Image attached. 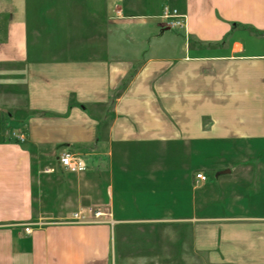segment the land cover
<instances>
[{
	"label": "crops",
	"instance_id": "0c3cea01",
	"mask_svg": "<svg viewBox=\"0 0 264 264\" xmlns=\"http://www.w3.org/2000/svg\"><path fill=\"white\" fill-rule=\"evenodd\" d=\"M118 260L264 264V0H0V264Z\"/></svg>",
	"mask_w": 264,
	"mask_h": 264
},
{
	"label": "built area",
	"instance_id": "2783aa9c",
	"mask_svg": "<svg viewBox=\"0 0 264 264\" xmlns=\"http://www.w3.org/2000/svg\"><path fill=\"white\" fill-rule=\"evenodd\" d=\"M160 18L165 22V27L176 29L185 27V16L180 14L177 9L171 8L169 6H164ZM12 136L20 142L24 141V136L22 134H18L16 132L12 133ZM58 165L61 169L70 174H78L82 173L86 170V163L83 158L77 154L64 151L58 156ZM48 171V170H47ZM196 183L199 181H205L206 177L197 173L195 175ZM95 219L105 215L109 216V214L105 211L89 209L88 211ZM79 219V214H74L73 221ZM30 225L25 227V232L30 233Z\"/></svg>",
	"mask_w": 264,
	"mask_h": 264
},
{
	"label": "rangeland",
	"instance_id": "374dc122",
	"mask_svg": "<svg viewBox=\"0 0 264 264\" xmlns=\"http://www.w3.org/2000/svg\"><path fill=\"white\" fill-rule=\"evenodd\" d=\"M69 2H70L71 5H73V2H76V0H69ZM102 218H106V216L103 215V216H101V217H99V218H97V219H95V218L93 217V220H94V221H100ZM117 264H120V261H119V260L117 261Z\"/></svg>",
	"mask_w": 264,
	"mask_h": 264
}]
</instances>
